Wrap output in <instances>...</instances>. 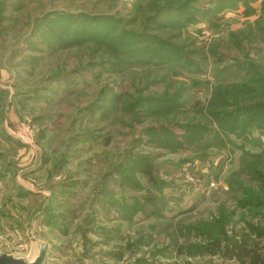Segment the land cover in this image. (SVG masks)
I'll return each instance as SVG.
<instances>
[{
  "label": "rangeland",
  "instance_id": "374dc122",
  "mask_svg": "<svg viewBox=\"0 0 264 264\" xmlns=\"http://www.w3.org/2000/svg\"><path fill=\"white\" fill-rule=\"evenodd\" d=\"M259 173L264 0H0V255L240 264Z\"/></svg>",
  "mask_w": 264,
  "mask_h": 264
},
{
  "label": "trees",
  "instance_id": "16d2710c",
  "mask_svg": "<svg viewBox=\"0 0 264 264\" xmlns=\"http://www.w3.org/2000/svg\"><path fill=\"white\" fill-rule=\"evenodd\" d=\"M188 8V6L184 7L185 10ZM162 11L163 10H157V21ZM177 12L180 13L179 10H177ZM111 20L115 21V19ZM120 36V38H122L124 35ZM220 126L221 125H219V128ZM230 127L234 128L235 125H230ZM257 180L261 182L264 188V176L262 173H259ZM259 206H262V204ZM49 211L50 207L47 208L46 212L48 213ZM249 234L255 237L254 243L252 244H250L248 240ZM202 249L206 252H221L223 256L229 259H235L240 264H264V227L260 228L255 225H249L247 234L239 241H233L226 237L225 234L219 235V237L215 239H210L209 243L204 245Z\"/></svg>",
  "mask_w": 264,
  "mask_h": 264
},
{
  "label": "water",
  "instance_id": "95a60500",
  "mask_svg": "<svg viewBox=\"0 0 264 264\" xmlns=\"http://www.w3.org/2000/svg\"><path fill=\"white\" fill-rule=\"evenodd\" d=\"M40 242L42 241L40 240ZM40 246L39 256L34 261L27 262L25 259L17 258L14 255L2 254L0 255V264H43L46 258L48 245L42 242Z\"/></svg>",
  "mask_w": 264,
  "mask_h": 264
},
{
  "label": "crops",
  "instance_id": "0c3cea01",
  "mask_svg": "<svg viewBox=\"0 0 264 264\" xmlns=\"http://www.w3.org/2000/svg\"><path fill=\"white\" fill-rule=\"evenodd\" d=\"M55 200L58 201L59 203H61V199H60V198H59V199H55ZM50 210H53L52 205H51V207H50ZM42 213H44V218H43V220L45 219V217H46L48 214H49V215L52 214V213H53V214H56V213H55V210H53L52 212L49 211L48 213H47L46 211H42ZM40 240H41V239H40ZM40 240H37V242H39Z\"/></svg>",
  "mask_w": 264,
  "mask_h": 264
}]
</instances>
